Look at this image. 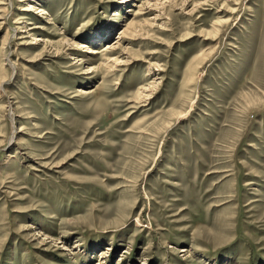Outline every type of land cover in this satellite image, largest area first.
<instances>
[{"label":"rangeland","instance_id":"374dc122","mask_svg":"<svg viewBox=\"0 0 264 264\" xmlns=\"http://www.w3.org/2000/svg\"><path fill=\"white\" fill-rule=\"evenodd\" d=\"M0 264H264V0H0Z\"/></svg>","mask_w":264,"mask_h":264},{"label":"bare ground","instance_id":"6f19581e","mask_svg":"<svg viewBox=\"0 0 264 264\" xmlns=\"http://www.w3.org/2000/svg\"><path fill=\"white\" fill-rule=\"evenodd\" d=\"M38 13V12H37ZM131 26H129V28H130ZM35 28H37V29H42V27H35ZM121 34H125V32H122ZM82 48H84L83 46H82Z\"/></svg>","mask_w":264,"mask_h":264}]
</instances>
